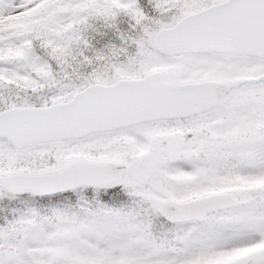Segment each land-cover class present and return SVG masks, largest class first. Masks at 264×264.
I'll return each mask as SVG.
<instances>
[{
	"label": "snow or ice",
	"instance_id": "obj_1",
	"mask_svg": "<svg viewBox=\"0 0 264 264\" xmlns=\"http://www.w3.org/2000/svg\"><path fill=\"white\" fill-rule=\"evenodd\" d=\"M0 264H264V0H0Z\"/></svg>",
	"mask_w": 264,
	"mask_h": 264
}]
</instances>
